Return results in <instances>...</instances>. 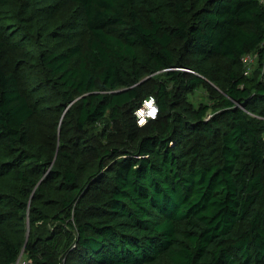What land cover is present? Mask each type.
<instances>
[{
    "label": "trees",
    "instance_id": "1",
    "mask_svg": "<svg viewBox=\"0 0 264 264\" xmlns=\"http://www.w3.org/2000/svg\"><path fill=\"white\" fill-rule=\"evenodd\" d=\"M263 43L259 0H0V264H264Z\"/></svg>",
    "mask_w": 264,
    "mask_h": 264
},
{
    "label": "built area",
    "instance_id": "2",
    "mask_svg": "<svg viewBox=\"0 0 264 264\" xmlns=\"http://www.w3.org/2000/svg\"><path fill=\"white\" fill-rule=\"evenodd\" d=\"M259 1L260 3L264 4V0H259ZM256 57H257L256 53H253V52L243 55L242 60L246 64L248 73H252L253 70L251 71V68H252L251 66H252V63L256 60ZM141 104L142 105L139 106L135 110V114H136L139 125H145L152 119H156L158 117L160 107H159V104H157V101L154 95L144 99ZM16 264H30V262L23 255V253H21Z\"/></svg>",
    "mask_w": 264,
    "mask_h": 264
},
{
    "label": "rangeland",
    "instance_id": "3",
    "mask_svg": "<svg viewBox=\"0 0 264 264\" xmlns=\"http://www.w3.org/2000/svg\"><path fill=\"white\" fill-rule=\"evenodd\" d=\"M253 65V63H252ZM252 67V66H251ZM254 70V67L251 68V71ZM264 71V69H262ZM188 99L196 107H199L203 104H213L209 96V89L206 86H202L193 93H190Z\"/></svg>",
    "mask_w": 264,
    "mask_h": 264
}]
</instances>
